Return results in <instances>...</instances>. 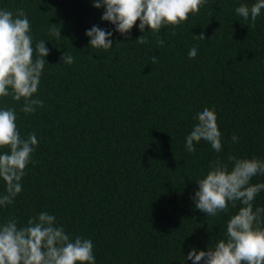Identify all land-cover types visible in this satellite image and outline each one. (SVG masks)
Here are the masks:
<instances>
[{"label":"trees","instance_id":"16d2710c","mask_svg":"<svg viewBox=\"0 0 264 264\" xmlns=\"http://www.w3.org/2000/svg\"><path fill=\"white\" fill-rule=\"evenodd\" d=\"M93 2L0 0L14 16L23 9L33 47L43 40L49 49L34 94L43 107L26 114L23 100L0 98V108H15L21 137L39 141L22 192L0 206V224L11 217L23 227L47 212L70 236L92 241L95 264H192L188 253L227 239V223L243 206L229 203L208 217L195 207L197 182L215 161L231 169L229 156L264 160V9L253 26L235 9L256 0H207L179 26L142 33L137 21L121 35ZM93 26L113 32L112 48L90 46ZM201 32L205 40L195 38ZM141 35L148 43L135 41ZM205 108L217 116L222 150L201 140L189 152L186 137ZM256 207H264V190Z\"/></svg>","mask_w":264,"mask_h":264},{"label":"clouds","instance_id":"9594fccd","mask_svg":"<svg viewBox=\"0 0 264 264\" xmlns=\"http://www.w3.org/2000/svg\"><path fill=\"white\" fill-rule=\"evenodd\" d=\"M206 3L207 0H94L93 6L103 7L101 19L113 24L116 32L126 35L137 21L142 33L146 27L159 33L165 25L179 26ZM262 9L264 0H256L250 7L241 3L235 12L245 20L250 18L254 26ZM50 32L60 36V29L53 27ZM30 33L31 25L23 9L17 10L15 16L7 9L0 10V98L11 96L14 101L23 100L21 111L26 114L43 107L44 102L34 98V94L38 92L47 63L45 57L49 55L45 41L33 47ZM85 34L90 38L91 47L112 48L113 32L93 26ZM194 36L205 40L203 32ZM157 39L160 45L164 44L162 39ZM135 41L148 43L143 35ZM197 52V47L193 46L189 58H195ZM61 60L71 64L74 57L64 52ZM156 61L157 57L153 56L152 62ZM195 119L198 122L186 137V150L195 152L194 142L204 140L220 152L221 132L215 112L205 108ZM16 120L15 108H0V148L9 149L0 153V179L5 182L0 206L12 204L22 192V177L39 143L35 133L22 138ZM232 140L235 142L237 137L233 135ZM228 160L232 162L231 169L228 164L215 161L205 177L197 182L199 190L193 197L195 207L209 217L226 212L229 203L235 207L239 201L243 206L227 223V239L219 240L207 251L193 248L188 253L187 259L192 264H264V226L260 223L264 207L253 208L256 195L264 190V183H251L254 176L264 175V160L234 156H229ZM93 247L90 239L67 234L62 226H57L56 217L47 212L30 218L23 227L11 217L0 224V264H95Z\"/></svg>","mask_w":264,"mask_h":264}]
</instances>
